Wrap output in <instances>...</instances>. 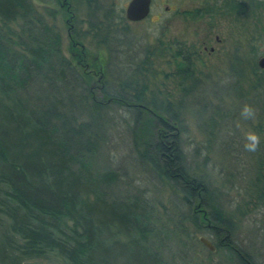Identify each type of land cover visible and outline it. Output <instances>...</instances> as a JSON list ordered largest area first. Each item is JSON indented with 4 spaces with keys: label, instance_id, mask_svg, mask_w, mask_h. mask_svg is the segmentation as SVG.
I'll use <instances>...</instances> for the list:
<instances>
[{
    "label": "trees",
    "instance_id": "1",
    "mask_svg": "<svg viewBox=\"0 0 264 264\" xmlns=\"http://www.w3.org/2000/svg\"><path fill=\"white\" fill-rule=\"evenodd\" d=\"M83 1L89 12L88 28L98 43L109 47L111 54L136 48L133 39L126 43L128 26L117 25L123 16L113 5ZM224 1L207 7L223 15L264 8V0ZM47 14L54 17L55 11ZM251 47L256 59L258 51ZM176 48L173 76L187 97L200 84L194 65L198 51L183 45ZM136 53L141 55V50ZM142 53L144 58L138 61L130 56L126 62L121 56L133 73L121 78L118 89H109L102 80L103 71L97 74L101 81L99 77L94 81L97 64L90 63L88 69L75 57L63 56L59 33L31 0H0V264H21L49 255L59 258L60 264H177L173 254L169 258L165 254L171 250V240L180 244L181 251L188 244L181 241V235L188 234L181 224L185 217L195 229L210 230L218 239L216 247L227 249L241 264H255L228 238L230 218L202 170L207 157L193 164L187 161L172 103H156L154 98L147 101L146 86L133 78L149 64L148 51ZM124 63L121 73L126 69ZM251 73L256 80L250 83V90L264 100L258 64L252 65ZM187 81L193 86L186 87ZM73 95L79 102H73ZM109 106L133 115V127H128L135 146L140 132L147 138L138 158L180 194V202L188 208V215L179 209L176 217L168 218L173 230L163 224L156 226L159 218L142 193L121 196L111 192L123 176L108 164V126L121 123ZM214 108V113L223 110ZM87 109L97 114L96 122ZM159 112L168 114L174 125L169 126ZM257 118L255 129L261 132L264 102L257 109ZM121 124L129 125L127 120ZM138 140L142 144L143 139ZM208 143L206 149L211 148ZM241 152L247 151L243 148ZM248 153L256 156L257 169L247 190L254 204L264 207V140L256 152ZM195 155H199L198 149ZM97 162L101 165L95 167Z\"/></svg>",
    "mask_w": 264,
    "mask_h": 264
},
{
    "label": "rangeland",
    "instance_id": "2",
    "mask_svg": "<svg viewBox=\"0 0 264 264\" xmlns=\"http://www.w3.org/2000/svg\"><path fill=\"white\" fill-rule=\"evenodd\" d=\"M31 1L45 21L59 33L63 56L71 59V49H77L71 44L76 39L89 54L88 62L95 64L93 59H99L103 71L101 77L108 88L118 89L121 78L124 79L125 75L130 78L128 74L133 73L132 66L124 62L126 69L120 72V68H124L121 56L125 61L130 56H136L135 60L138 61L144 58L142 52L148 51L149 64L143 66V73L133 78H138L139 83L146 86L147 101L154 98L156 103H172L178 113L176 124L181 129L180 139L187 161L193 164L207 157L208 162L202 170L205 180L218 193L221 208L230 218L228 238L248 253L255 264H264V207L254 204L246 185L254 181L257 158L254 154L241 152L244 135L248 131L257 132L261 141L264 140V128L261 132L255 129L258 123L257 109L264 102L263 96L258 97L255 90H250V83L256 80L251 73L252 65H257L258 58L264 56V8L244 14L230 12L225 16L215 8L216 13L209 10L206 16L197 20L180 11H192L203 3H192L193 0H183L181 3L152 0L150 15L144 20L130 22L125 18V6L129 0H100L104 7L113 5L123 16V20L116 23L118 26L121 23L128 26L126 43L133 39L137 45L131 52L117 51L111 54L109 47L98 43V39L92 36L88 28L89 12L83 0H66L67 3L64 0ZM48 11H55V16H49ZM179 45L194 47L198 51L194 65L200 84L187 97L181 93L178 79L173 76L174 54ZM252 45L258 51L256 59L251 56ZM137 50H141V55L136 53ZM93 70L94 81L97 82L99 71ZM261 70L264 79V69ZM192 83L187 81L185 86H193ZM94 90L96 92V88ZM246 90L247 94L241 96V92ZM71 98L74 103L79 102L75 95ZM245 104L256 110L254 119L245 120L240 116ZM215 106L222 107V112L214 113ZM109 108L115 120L121 123L127 120L129 124L108 126V164L112 169H119L123 176V181L119 186L113 185L111 192L121 196L142 193L159 218L156 226L163 224L173 230L168 218L176 217L180 210L188 215V208L180 202L181 195L175 194L138 158V151L142 150L147 138L140 132L136 136L138 144L135 146V136L129 130L134 124L133 115L123 108ZM87 110L92 113V109ZM159 113L167 118L169 126L174 125L168 114ZM91 115L96 122L97 114L93 112ZM223 115L226 119L221 117ZM139 137L143 139L142 144ZM207 141L211 148H205ZM195 149L199 151L197 156ZM230 150H233V154ZM99 165L100 162L95 163V167ZM215 196L216 193H211L212 198ZM181 224L188 233L181 235V241L188 244L181 251L180 244L170 238L171 250L165 254L167 258L173 254L177 264H241L227 249L216 247L218 239L210 230L195 229L186 217ZM199 236L209 239L215 245V251L211 252L203 246L198 240ZM21 264H60V259L49 255Z\"/></svg>",
    "mask_w": 264,
    "mask_h": 264
},
{
    "label": "flooded vegetation",
    "instance_id": "3",
    "mask_svg": "<svg viewBox=\"0 0 264 264\" xmlns=\"http://www.w3.org/2000/svg\"><path fill=\"white\" fill-rule=\"evenodd\" d=\"M65 3H67L66 0H64ZM183 0H173V3H181ZM69 2V1H68ZM152 0H151V6H152ZM192 3H203L201 6H198L196 7L195 9H193L192 11H188V12H184V11H180L182 12V14L184 13L185 16L188 15V17H191L192 19H201L203 18L204 16H206L208 14V11H209V8L207 7L208 4L210 3H225L224 0H218V1H215V0H193ZM231 3V2H230ZM233 3H241V0H234ZM211 5V4H210ZM69 5H67L68 7ZM214 7V6H213ZM212 10V9H211ZM151 11V10H150ZM150 15V13H149ZM148 15V16H149ZM146 19V18H145ZM144 20V19H143ZM73 37H72V41H73ZM74 44V46H77V49H74L72 48L70 53H71V56L75 57L76 60H77V63L85 68H88L90 67V61L88 62L89 60V54L85 51V48H83L77 41H73L71 46ZM79 46V48H78ZM94 60V63L98 65V70L99 72L102 71V68H101V64H100V61L98 58L96 59H93ZM92 63V62H91ZM90 64V65H89Z\"/></svg>",
    "mask_w": 264,
    "mask_h": 264
},
{
    "label": "water",
    "instance_id": "4",
    "mask_svg": "<svg viewBox=\"0 0 264 264\" xmlns=\"http://www.w3.org/2000/svg\"><path fill=\"white\" fill-rule=\"evenodd\" d=\"M151 10V0H129L125 6V18L130 22H138L148 17ZM259 68L264 69V56L257 60ZM198 240L209 251H215V245L204 236H199Z\"/></svg>",
    "mask_w": 264,
    "mask_h": 264
},
{
    "label": "clouds",
    "instance_id": "5",
    "mask_svg": "<svg viewBox=\"0 0 264 264\" xmlns=\"http://www.w3.org/2000/svg\"><path fill=\"white\" fill-rule=\"evenodd\" d=\"M240 116L245 119H254L256 110L248 104H245L240 110ZM261 144V137L255 131H248L244 135V149L247 152H256Z\"/></svg>",
    "mask_w": 264,
    "mask_h": 264
}]
</instances>
